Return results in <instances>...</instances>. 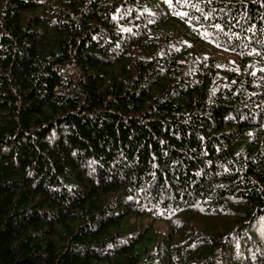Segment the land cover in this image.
<instances>
[{
  "label": "trees",
  "instance_id": "1",
  "mask_svg": "<svg viewBox=\"0 0 264 264\" xmlns=\"http://www.w3.org/2000/svg\"><path fill=\"white\" fill-rule=\"evenodd\" d=\"M0 264H264V0H0Z\"/></svg>",
  "mask_w": 264,
  "mask_h": 264
},
{
  "label": "rangeland",
  "instance_id": "2",
  "mask_svg": "<svg viewBox=\"0 0 264 264\" xmlns=\"http://www.w3.org/2000/svg\"><path fill=\"white\" fill-rule=\"evenodd\" d=\"M220 55L223 56V57H225V56L228 55V53L220 52Z\"/></svg>",
  "mask_w": 264,
  "mask_h": 264
}]
</instances>
